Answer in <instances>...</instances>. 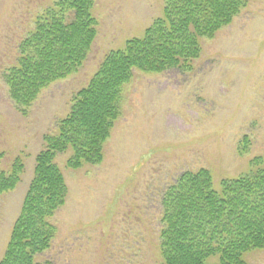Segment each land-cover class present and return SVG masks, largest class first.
<instances>
[{
	"label": "rangeland",
	"instance_id": "rangeland-1",
	"mask_svg": "<svg viewBox=\"0 0 264 264\" xmlns=\"http://www.w3.org/2000/svg\"><path fill=\"white\" fill-rule=\"evenodd\" d=\"M53 0H0V171L15 158L19 183L0 194V259L34 176L35 158L56 133L105 55L159 15L163 0H96L99 34L88 59L43 89L23 113L10 96L8 67ZM120 116L100 163L72 168L57 154L68 197L51 218L57 228L41 264H156L161 260L162 198L189 169L207 168L213 186L235 179L264 157V0H252L231 24L205 39L192 68L135 70L123 86ZM247 138V148L244 140ZM264 264V248L246 255Z\"/></svg>",
	"mask_w": 264,
	"mask_h": 264
},
{
	"label": "trees",
	"instance_id": "trees-1",
	"mask_svg": "<svg viewBox=\"0 0 264 264\" xmlns=\"http://www.w3.org/2000/svg\"><path fill=\"white\" fill-rule=\"evenodd\" d=\"M252 0H163L159 15L141 36L112 48L88 84L74 95L70 112L35 158L34 176L24 197L0 264H41L57 232L51 218L68 197L59 153L72 150L67 165L100 163L104 144L120 116L125 83L135 70L163 72L192 68L205 39L249 7ZM96 0H53L37 15L35 28L18 46L7 70L9 93L23 113L56 80L66 78L88 59L99 34ZM247 148V138L244 140ZM4 156L0 151V160ZM16 157L0 171V194L21 180ZM250 173L223 178L213 186L209 169H189L164 192L160 228L161 260L156 264H249L246 255L264 248V157Z\"/></svg>",
	"mask_w": 264,
	"mask_h": 264
}]
</instances>
